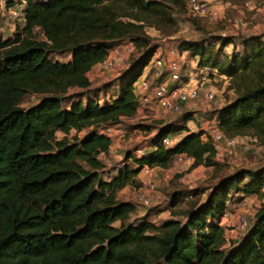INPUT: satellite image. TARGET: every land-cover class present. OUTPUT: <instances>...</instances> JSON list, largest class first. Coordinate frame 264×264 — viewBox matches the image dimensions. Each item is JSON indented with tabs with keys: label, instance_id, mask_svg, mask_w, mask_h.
<instances>
[{
	"label": "trees",
	"instance_id": "1",
	"mask_svg": "<svg viewBox=\"0 0 264 264\" xmlns=\"http://www.w3.org/2000/svg\"><path fill=\"white\" fill-rule=\"evenodd\" d=\"M184 4L25 0L23 26L0 38V264H264V198L250 229L229 248L223 246L225 225L216 219L227 208L230 191L262 195L264 168L240 167L222 176L202 202L183 211V220L127 221L134 204L115 196L143 163L167 166L178 152L192 157L191 167L214 165L217 148L202 137L203 130H190L164 146L162 137L186 124L162 126L152 148L134 156L136 168L124 165L109 180L99 177L103 162L97 154L111 144L101 129L135 114L139 102L133 82L156 50L145 27L172 33L170 9ZM126 39L140 53L120 75L116 95L106 100L96 94L64 95L70 88L91 91L89 71L109 47ZM213 39L219 49L203 38L183 39L178 47L196 56L198 65L229 76L235 97L217 112L222 132L251 131L264 141V32L242 35L239 50L231 52L223 47L236 46L234 36ZM48 50H69L71 58L52 60ZM27 93L40 98L23 107ZM189 119L190 111L183 117ZM91 125L99 128L71 138L55 136ZM176 202L173 198L171 205Z\"/></svg>",
	"mask_w": 264,
	"mask_h": 264
},
{
	"label": "rangeland",
	"instance_id": "2",
	"mask_svg": "<svg viewBox=\"0 0 264 264\" xmlns=\"http://www.w3.org/2000/svg\"><path fill=\"white\" fill-rule=\"evenodd\" d=\"M213 11L212 14L195 16L190 14L186 8V0L180 9L171 8L174 17V31L166 34L164 31L154 26H146V32L152 37V43L156 44V54L166 56L170 48H175L182 55L181 74L186 78L187 74L197 77L204 76L207 86L213 87L216 92L211 100L203 98L194 100L181 106L176 111H164L153 101L149 104L139 106L138 111L133 116H122L118 121L109 123L112 127V151L101 156L103 162L102 168L98 170L99 177L103 180H109L124 165L136 168L134 161L135 149L143 147L147 150L152 148L151 143L158 129L169 123L174 125L186 124L183 129L171 132V144L180 139L190 130H199L206 127L207 120L217 116L218 110L227 102L235 97V93L229 87L230 78L224 76L218 70L203 66L197 63V57H192L186 50H180L178 44L183 39L199 40L207 39L212 42L213 50L221 47L220 43L213 39L216 35H232L237 42L227 44L223 47L226 52L239 50V40L242 35H250L264 32V0H207ZM262 23V25H257ZM11 25H6L3 30L0 29V38L6 39L12 37L14 32ZM110 46V44H108ZM140 52L134 49L124 52L111 69H100L98 66L89 71L91 78V91H81V88H70L64 95L74 98L85 99L90 94H96L102 100H106L119 92L120 75L127 69ZM48 56L52 60H68L71 58L69 50L52 51L48 50ZM146 76L149 87L147 94L152 95L154 88L159 81L167 79V72L162 66H152L149 61L142 69V73L137 77V82ZM139 85V83H138ZM138 92V89H136ZM40 95L27 93L24 95L21 106L27 107L35 103ZM64 104L68 102L65 99ZM190 111L192 119L184 122V115ZM146 127L145 131L144 128ZM99 127L85 126L78 132L71 129L66 134L56 131L55 136L62 138L64 136L71 138L76 133L83 135L92 129ZM104 128V127H102ZM238 152L237 157H228L223 153V147L217 146L216 163L214 165L199 164L191 167V162L186 159H177L172 157L167 166L152 165L153 172L151 178L154 179V186H150L149 176L145 175L140 169L134 175L133 181L125 184L115 192L119 200H129L134 204H139V195L147 191L151 198L149 205H139L135 211L130 213L128 220L136 221L142 218H148L157 224L162 223L170 217L184 219L183 211L196 206L202 202L208 195L212 185L222 176L234 172L240 167L262 169L264 168V141L253 136L251 131L239 134L237 137ZM248 143L249 148L243 149L242 144ZM127 152L131 153V158H127ZM246 180V179H245ZM263 193L242 195L240 192L230 191L231 196L227 200V215L221 219L225 225V242L223 246L229 248L244 236L250 229L254 221L255 211L264 198ZM177 198L175 205H171V200ZM173 210L177 211L173 215ZM245 216L247 223L245 227L239 228V217ZM114 225L119 226L120 220H115ZM164 264V263H159Z\"/></svg>",
	"mask_w": 264,
	"mask_h": 264
},
{
	"label": "built area",
	"instance_id": "3",
	"mask_svg": "<svg viewBox=\"0 0 264 264\" xmlns=\"http://www.w3.org/2000/svg\"><path fill=\"white\" fill-rule=\"evenodd\" d=\"M24 4L25 0H0V29L3 30L6 25H11L12 31L23 26L25 21L24 16ZM186 8L188 12L192 15L203 16L207 14H212L210 5L207 0H186ZM134 49V44L132 41L126 39L108 48L106 55L100 61H98L93 67L98 66L100 69H111L116 64L117 60L124 54V52L132 51ZM152 61V66H162L167 72V79L158 82L154 88L153 94L150 96L147 94V89L149 87L148 80L146 76H143L139 82L137 79L133 82L134 90L138 97V106L136 111H138L139 106L144 104H149L153 101L157 106L162 108L164 111H176L181 108L184 104L192 102L197 99L211 100L215 96L216 90L207 86L204 80V76H195L187 74L186 78L182 77L181 67H182V55L180 51L175 48H170L166 56L156 54L155 57L150 58ZM148 61V63H149ZM145 67V66H144ZM143 67V68H144ZM203 67V66H201ZM142 73V72H141ZM227 76V75H224ZM139 83V85H138ZM138 89V92L137 90ZM110 99V98H107ZM136 113V112H135ZM206 127L202 128V137L210 138L213 144L216 146L223 147V153L228 157H237L238 152V142L237 136L225 135L219 127V119L217 116L212 117L207 120ZM112 127L110 125L105 126L101 129L106 135H108L112 140L111 134ZM145 131V129H144ZM170 134L162 137L161 143L164 146L171 145ZM112 142V141H111ZM152 146V145H151ZM243 149L249 148L248 143L242 144ZM218 150V149H217ZM112 151V145L107 148V150H101L98 152L97 156L100 158L108 152ZM135 155H144L148 150L143 147H138L135 149ZM177 159H186L192 161V157L187 155L185 152H178L175 154ZM122 167V166H121ZM120 167V168H121ZM140 170L144 172L145 175L149 176L150 186L148 190H151L154 186V179L151 178L153 172V166L147 163H143L140 166ZM264 188V187H263ZM139 204H134V209H137L139 205H149L151 203V198L147 191L142 192L139 195ZM228 211L225 209L216 219L219 223L221 219L227 215ZM247 220L245 216L239 217L238 226L239 228L245 227Z\"/></svg>",
	"mask_w": 264,
	"mask_h": 264
},
{
	"label": "crops",
	"instance_id": "4",
	"mask_svg": "<svg viewBox=\"0 0 264 264\" xmlns=\"http://www.w3.org/2000/svg\"><path fill=\"white\" fill-rule=\"evenodd\" d=\"M257 25H262V23H258ZM184 105H185V104H184ZM184 105H183V106H184ZM184 133H187V132L185 131Z\"/></svg>",
	"mask_w": 264,
	"mask_h": 264
}]
</instances>
